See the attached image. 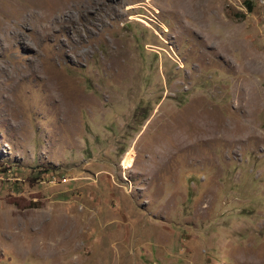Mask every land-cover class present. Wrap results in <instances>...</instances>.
Masks as SVG:
<instances>
[{"label": "rangeland", "instance_id": "rangeland-1", "mask_svg": "<svg viewBox=\"0 0 264 264\" xmlns=\"http://www.w3.org/2000/svg\"><path fill=\"white\" fill-rule=\"evenodd\" d=\"M0 264H264V0H0Z\"/></svg>", "mask_w": 264, "mask_h": 264}, {"label": "bare ground", "instance_id": "bare-ground-1", "mask_svg": "<svg viewBox=\"0 0 264 264\" xmlns=\"http://www.w3.org/2000/svg\"><path fill=\"white\" fill-rule=\"evenodd\" d=\"M54 1L56 2V0H54ZM67 2H68V1H67ZM72 2H73V1H72ZM37 3H38V2H37ZM42 3H43V2H42ZM52 3H53V2H52ZM57 3H58V2H57ZM63 4H64V3H63ZM67 4H68V3H67ZM39 5H40V4H39ZM55 5H56V4H55ZM55 5H54V6H55ZM68 5H70V4H68ZM68 5H67V6H68ZM31 6H32V5H31ZM41 7H43V6L41 5ZM33 8H34V7H33ZM62 8H63V7H62ZM62 8H61V9H62ZM66 9H67V8H66ZM30 11H31V10H30ZM32 11H33V10H32ZM63 11H64V10H63ZM59 13H60V12H59ZM25 15H26V14H25ZM25 15H24V16H25ZM59 15H61V14H59ZM21 16H22V15H21ZM32 16H33V15H32ZM60 17H61V16H60ZM29 18H30V17H29ZM44 18H45V17H44ZM61 18H62V17H61ZM40 19H41V18L39 17V20H40ZM49 19H50V17H49ZM49 19H48V20H49ZM54 19H55V18H54ZM39 20H38V21H39Z\"/></svg>", "mask_w": 264, "mask_h": 264}]
</instances>
